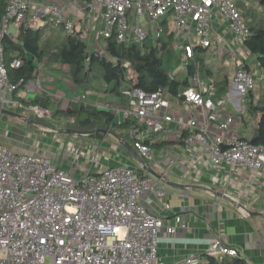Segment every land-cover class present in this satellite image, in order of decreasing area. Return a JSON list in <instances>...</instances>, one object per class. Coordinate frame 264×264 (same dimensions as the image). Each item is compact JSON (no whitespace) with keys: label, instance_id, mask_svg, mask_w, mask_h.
<instances>
[{"label":"built area","instance_id":"2783aa9c","mask_svg":"<svg viewBox=\"0 0 264 264\" xmlns=\"http://www.w3.org/2000/svg\"><path fill=\"white\" fill-rule=\"evenodd\" d=\"M88 13L100 12V24L89 29H77V22L69 19L61 7L38 4L35 0H8L0 24V89L3 95L17 85L10 83L4 60L2 39L10 35V26L39 29L52 24L68 32L78 31L87 49L105 55V44L99 39L114 35L118 44H140L147 38L156 40L162 34V19L169 21L174 34L173 46L186 65L194 56V46L208 47L211 41L222 44L223 36L211 40L216 14H220L232 33L235 43L243 46L247 35L245 20L234 0H85ZM30 14V20H26ZM86 22L83 18L79 24ZM82 27V26H81ZM94 31V37L90 32ZM182 40L181 43H177ZM19 59L10 63L18 67ZM236 70L230 88L215 98L214 87L206 83L199 70L191 77L189 87L177 96L165 90L146 93L138 88L122 91L124 107L110 103L103 105L122 121L132 119L138 128L131 133L137 139L134 148L143 159L150 158L149 140L174 123L186 147L197 144L213 164L223 162L241 164L252 172L264 174V143L252 144L230 131L235 125L233 115L224 110L227 101L236 112L245 110L244 98L254 91L257 80L241 56L235 58ZM198 65V64H197ZM127 77L134 72L124 62ZM37 76L25 85V92L41 90V67ZM171 98L192 105L199 115L189 119L174 116ZM85 94L74 97L84 102ZM19 104V103H18ZM20 105V104H19ZM21 106V105H20ZM39 118L49 112L30 106ZM142 141V142H141ZM176 159H170L174 164ZM137 173L131 166L101 168L96 173L72 175L57 166L50 156L33 152H17L0 142V264H165L158 254L162 230L174 235L186 227L175 217L170 224L147 210L139 198L152 195L159 199L167 194L166 184L150 175L144 167ZM161 175L165 179L166 170ZM206 255L222 258L241 257L232 247L215 237ZM198 257L185 258L182 264H201Z\"/></svg>","mask_w":264,"mask_h":264},{"label":"crops","instance_id":"0c3cea01","mask_svg":"<svg viewBox=\"0 0 264 264\" xmlns=\"http://www.w3.org/2000/svg\"><path fill=\"white\" fill-rule=\"evenodd\" d=\"M84 1L85 0H35L38 4L52 3L61 7L65 10L69 19L77 22V29L90 28L89 30H91L100 24V12L88 13L87 9L84 7ZM234 1L237 8L244 16L262 14V7L259 0ZM82 18L86 20L84 25L78 23ZM27 19L30 20V14ZM166 20L168 21V19ZM160 23L161 22H159V24ZM46 25L48 24L42 27ZM42 27L34 30H40ZM12 28L10 29V34H14L15 31L17 32L18 29L14 26H12ZM90 35L94 37L93 30L90 32ZM216 35L223 36L224 43L217 44L211 41L204 52L212 48L213 51L223 53L224 60L227 54H232V58L227 61V63L232 64V68L229 73L221 78L219 76H217V78L214 77V80L220 81L225 77L228 86H230L236 70L235 58L236 56H241L255 76L258 85V79L264 76V70L259 68L255 55L252 54V56H248L249 52L246 48L244 46H238L235 43L232 33L228 30L227 24L218 13L213 23L211 40ZM181 41L182 40L179 41L177 38V43H181ZM99 43H101L100 39ZM104 43H101V45H104ZM199 47L202 48L201 46ZM254 60L257 64L256 71H254L252 66ZM37 65H40L42 70L39 76L41 90L28 94L25 90H21L17 94L19 97L32 98L37 95L50 97L59 101L60 108L64 110L72 107L74 104H80V102L74 101V97L80 94H85V100L82 102L83 104L96 108H102L106 103L118 107H124L126 104L124 101L126 100L125 97V99L121 101L119 96L104 92L106 84L101 80L98 81L96 79L98 82L97 84L95 83L96 85L90 83L85 88L78 87L72 83L70 76H46L45 73L47 68H57L54 63L47 64V60L45 59L43 62L37 63ZM62 67L60 68L67 73V67ZM211 70L212 76H214L212 67ZM204 80L211 86L214 85L213 80ZM57 81H60L61 84L56 85L55 83ZM60 86H68L71 91H74V96L66 99L68 92L66 93L62 91L63 89H59ZM90 86H93L94 89ZM79 90L80 92H78ZM65 100L68 102L67 105L64 103ZM246 101L247 96L243 100L245 105L244 112L246 111ZM20 105L17 100L13 98L12 92H7L3 95L0 89V106L8 110H10L9 108H21L23 110L21 113L15 112L21 114L24 118H14H18L34 126L28 122V120L31 119L38 122V125L34 127L40 125L47 127L38 120L31 118V113H35L29 109L30 106L23 107ZM171 109L174 116L182 115L184 117V115L188 114L186 118L184 117L185 120L189 119L192 113H198L199 115V111L196 108L190 104L184 103L180 99L171 98ZM46 110L49 112V116L46 117L52 118L49 109ZM224 110L233 115L235 120V125H233L230 131L231 134L247 136L246 133H244L246 130L248 135L252 134V122L250 123L249 130L246 125L243 127L241 118L239 117V114L243 112H233L226 104ZM25 113H27V115ZM120 122H122L121 116L116 114L115 123ZM16 128L17 126L12 125L11 121L1 120L0 116V139H5L6 142L2 143L8 146L10 145L9 147L13 146L12 144L20 143L22 145L20 141H24V134L28 132L20 130V137L16 140L13 137L14 131L18 130ZM47 128H49L50 131L58 133L70 129L61 127L58 131L54 128ZM107 130L111 133H102L103 135L109 134L111 136L107 141L103 138L96 146L94 144L91 145V147L84 145L85 148L88 147V149L82 147L78 149L81 150V152H87L86 155L83 154V156L87 157L86 162L90 164L87 173H96L101 168L119 165L131 166L135 168V170L140 171L142 164L137 156L124 146V144H129L132 148L131 142H129L131 138L125 136L127 133L126 130L117 129L115 127L108 128ZM242 132L243 134H241ZM98 134L101 133L91 135ZM182 134L183 133L179 134L178 128L174 123H170L167 129L154 135L156 143L164 141L165 144L159 147L150 146L151 156L149 159H144L150 168L157 173L161 174L162 170H166V180L184 186L183 188H176L166 185L167 194L159 199L148 194H144L139 198L149 212L162 217L170 224H175L176 216H180L186 222V227L179 229L174 235H168L162 230L158 242V254L162 261L165 264H182L183 260L188 257H198L200 260H203V255L206 253V249L210 242L215 237L220 236L223 243L229 247L235 248L248 264H264V174L261 172L254 173L241 164H229L226 162L213 164L210 159L203 154L201 148L197 144L186 147L183 143ZM72 135L76 134L65 132L64 137H59L57 139L46 138L42 143L46 148L51 147L47 150L51 152L54 157H50L52 161L57 166L66 168L69 172H71L69 166V162L71 161L70 152L75 147L71 141L73 140L71 138ZM119 135H121L122 138ZM67 143L69 146L65 150ZM15 149L16 148L13 150ZM132 150L141 157L136 149L134 150L132 148ZM15 151L27 152L21 149H16ZM64 151L69 153L67 160L62 158ZM88 153L89 155H87ZM76 154L79 156L81 153ZM170 159H176V162L174 164H169ZM149 160H151L150 163ZM82 174L85 173L81 170L80 166L76 167L75 173H72L74 176H81ZM215 192H221L231 201L216 196ZM238 206H240L241 209Z\"/></svg>","mask_w":264,"mask_h":264},{"label":"trees","instance_id":"16d2710c","mask_svg":"<svg viewBox=\"0 0 264 264\" xmlns=\"http://www.w3.org/2000/svg\"><path fill=\"white\" fill-rule=\"evenodd\" d=\"M7 1L0 0V24ZM259 3L262 14L244 16L241 12L248 30L243 46L249 53L256 56L259 68L264 70V0H259ZM160 24L163 27L161 36L156 40L147 38L140 44H118L112 34L104 39L105 55L89 52L87 44L80 38L78 31L60 36L57 26L54 25L48 24L40 30L20 27L16 34L7 35L1 41L9 82L17 85L12 91L13 98L23 107L39 106L49 109L52 119L73 118L74 122L66 125L67 128L89 131L115 127L126 130L125 136L131 138L130 144L135 150L134 142L137 139L131 131L138 126L132 119L115 123V114L107 109L80 103L64 110L60 108L59 101L50 97L37 95L32 98H21L17 94L24 90L29 81L37 77V63L45 59L47 64L66 66L67 73L75 86L85 88L94 77L106 84L104 92L119 96L121 101L125 99L122 91L126 88H138L146 93L165 90L167 94L177 96L179 92L190 86L191 77L197 70L202 78L213 77L211 67L204 64L199 57V54L207 47L202 49L203 47L194 46V56L187 61L182 71L181 58L173 46L174 34L170 31L168 21L164 18ZM15 59H19L21 64L18 67H10V63ZM124 62H128L129 68L133 70L135 74L133 78L127 77ZM213 84L215 98L222 97L227 90V79L224 77L220 81L214 80ZM245 112L247 116L243 113L239 114L242 124L246 125L249 121L253 123V126L252 134L249 137L241 136L242 139L255 145L264 143V86L259 87L258 96H255L253 91L248 93ZM31 118L37 120V117ZM47 127L54 128L50 125ZM186 135L187 132H183L182 137ZM119 136L122 138L121 135ZM143 143L151 147L165 144L164 141L150 144L149 140ZM137 173L143 175L141 171ZM203 258L202 264H248L244 258L237 256L225 255L222 258H214L204 254Z\"/></svg>","mask_w":264,"mask_h":264},{"label":"rangeland","instance_id":"374dc122","mask_svg":"<svg viewBox=\"0 0 264 264\" xmlns=\"http://www.w3.org/2000/svg\"><path fill=\"white\" fill-rule=\"evenodd\" d=\"M49 25H52V24L50 23ZM10 27L12 28V26H10ZM57 32H58V35H60V36H65L68 34V31L62 27H57ZM14 34H16V31L14 32ZM100 42L104 43V39H100ZM248 56H252V54L248 53ZM199 57L204 62V64L209 65L214 70V76L212 78L210 77V78H204V79H207L209 81H212V80L214 81V79H215L214 77L217 78V76H219L221 78L225 74H227L231 71L232 64L227 63V61L232 58V54H227L225 56V60H224L223 59V53L213 51V49L211 48V49H208L206 52H201L199 54ZM184 62H185V59L181 58L180 68L182 69V71H184V69H185ZM256 65L257 64L254 60L252 63L254 71H256ZM55 66L57 68H47L45 75L46 76H69L68 73H66L64 70H62L59 65L55 64ZM202 69H203V67H202ZM183 74H184V72H183ZM261 77L258 79V85H257L255 91L253 92L255 94V96H258L259 87L261 85L264 86V76H261ZM92 83L94 85H96L98 83L94 77L92 78L91 84ZM55 84L58 85V84H61V82L57 81ZM90 87H92V89H94L93 86H90ZM229 88H230V86L227 85V89H229ZM59 89H63L62 91H65L66 93L68 92V96L66 97V99L72 98L74 96V91H71L68 86L67 87L66 86H60ZM78 92H80V90ZM108 95H110V94H108ZM64 103L67 105L68 104L67 100H65ZM245 103H247V101ZM226 106L230 110H232L233 112L236 111L235 107L231 103H229V101L226 102ZM9 109L11 111H14V112L18 110L19 113H21L23 111L20 108H9ZM25 114L27 115V113H25ZM243 114H244V116H247V113L243 112ZM187 115H184V117L186 118ZM0 116H1V120L11 121L12 125L17 126L16 129H18V130L14 131V133H13L14 139L17 140L20 137L19 136L20 130L28 132V133L24 134V136H25L24 141H20V142H22V145L20 143L19 144H12L13 146H11V148L14 147V148L19 149V150L21 149V150H24L27 152H33L36 154H46V155L51 157L52 153L47 150V149H50L51 147L46 148L45 145L42 144L43 140L46 138L57 139L59 137H64V133H65L64 131L60 132L61 133L60 134L58 132L50 131L49 128L44 127L42 125H40L38 127H34L32 125L27 124L23 120H20L18 118H14V117L6 115V114L1 113ZM31 116L36 117L37 115L31 113ZM37 120L46 126H48V125L53 126L54 129H56L58 131L61 129V127L65 128L66 125H70L71 123L74 122L73 118H69V119L59 118V119L52 120V118H48V117L39 118L38 116H37ZM250 125L251 124L248 121L246 124V127L248 130L250 128ZM243 127H245V125H243ZM0 133H1V131H0ZM244 133H246L247 137L250 136V135H248L247 130ZM71 138L73 139L71 141L73 142L75 147L70 152V155H71L70 156L71 161L69 162L70 171H71L70 173L71 174L75 173L76 167L80 166L81 170L86 174L88 169L90 168V164L88 162H86L87 157L83 156V154L86 155L87 152H85V151L81 152V150H78V149L80 147L85 148L84 145L91 147V145L94 144L96 146L101 139L105 138V140L107 141L108 139L111 138V136L109 134L103 135L102 133L98 134V135H90V136L76 134V135H72ZM130 140H129V142H130ZM0 141L5 142V139H0ZM68 146H69V144L67 143V145L65 146L66 147L65 150L67 149ZM88 147L85 149H88ZM14 148H12V149H14ZM76 153H81L82 155L80 154L78 156ZM68 155H69V153L67 151H64V155L62 156V158L67 160ZM87 155H89V153ZM150 162H151V160H149V163Z\"/></svg>","mask_w":264,"mask_h":264},{"label":"water","instance_id":"95a60500","mask_svg":"<svg viewBox=\"0 0 264 264\" xmlns=\"http://www.w3.org/2000/svg\"><path fill=\"white\" fill-rule=\"evenodd\" d=\"M6 114V115H9V116H13V117H18V118H24V116H22L21 114H18L16 112H13L11 110H8V109H5L3 108L2 106H0V114ZM28 122L30 124H33L34 126H37L38 125V122L37 121H34V120H31L29 119ZM64 132H71V133H74V134H79V135H91V134H97V133H111L109 130L107 129H95V130H89V131H81V130H76V129H66V130H63ZM124 146L130 150L135 156H137L138 160L140 161V163L142 164V167H144L146 169V171L152 175L153 177H155L157 180H161L163 181L166 185L168 186H171V187H176V188H183L184 186L182 184H175V183H172V182H169L168 180H166V178L164 179L163 176L159 173H157L156 171H154L153 169L150 168V166L144 161V159H142L141 157H139L133 150L132 148L129 146V144H124ZM216 193V196L218 197H223L225 198L226 200H230L227 196H224L221 192H215ZM231 201V200H230ZM240 209L241 207L238 206Z\"/></svg>","mask_w":264,"mask_h":264}]
</instances>
